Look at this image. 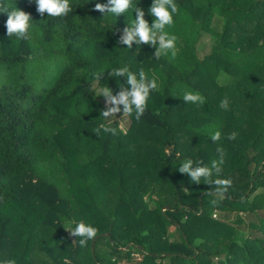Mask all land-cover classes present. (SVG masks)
Instances as JSON below:
<instances>
[{"label": "trees", "instance_id": "trees-1", "mask_svg": "<svg viewBox=\"0 0 264 264\" xmlns=\"http://www.w3.org/2000/svg\"><path fill=\"white\" fill-rule=\"evenodd\" d=\"M7 3L32 21L29 39L8 37L0 13V261L264 264V217H241L264 211V0H175L165 31L176 55L159 59L154 46L118 44L135 6L152 24L153 0H133L119 16L95 10L108 0H70L63 17L41 16L34 0ZM124 66L157 82L126 130L89 91L102 72L97 89L118 94L126 79L107 74ZM187 91L204 103L186 104ZM217 149L218 178L232 181L222 196L178 171L187 160L210 167ZM79 222L97 229L86 246L69 232Z\"/></svg>", "mask_w": 264, "mask_h": 264}, {"label": "clouds", "instance_id": "clouds-1", "mask_svg": "<svg viewBox=\"0 0 264 264\" xmlns=\"http://www.w3.org/2000/svg\"><path fill=\"white\" fill-rule=\"evenodd\" d=\"M36 4V11L43 16L47 13L50 17H63L71 11L70 0H34ZM133 7V0H108L107 4L96 3L95 10L101 13L114 14L119 16L127 13ZM178 5L175 0H153L149 8V14L154 18L150 25L148 20L145 19V11L135 6L134 13L135 19L123 29V35L118 40V44L127 45L131 49L133 43L137 46L147 44L154 46L156 51L154 56L159 59L161 56H166L169 53L173 57L176 55V40L175 35H169L165 31L166 27L174 23L173 15L178 13ZM0 13L7 14L5 28L8 37L15 36L17 39H29V30L31 28V14L17 7H10L7 0H0ZM111 77H119L126 79V85L119 84L120 91L114 95L112 89L108 86L97 89L96 82L102 80L104 74L98 72L93 76V83L90 84V92L97 94L98 97H104L106 100V109L101 111V116L106 120H111L109 117H116L118 113L123 111V118L125 116L135 113V118L140 120L147 108V101L152 90L157 88L155 79L149 80L143 70L138 75L129 70L128 67L114 68L107 74ZM183 101L192 104H203L204 99L199 93L187 91L183 94ZM228 99L225 98L221 101L220 107L227 109ZM121 106L122 109H121ZM103 131L115 135L117 129L110 126H101ZM100 129L96 130L97 135ZM229 139H235V134H231ZM212 141H219L221 133L215 131L211 135ZM219 154L218 160H213L211 166H196L193 167V162L187 160L182 162L179 172L188 174L191 181L199 184L201 178L207 184H214L216 186V195L222 196L231 187L232 181L229 179L218 178L222 172L221 165L224 163L223 149H217ZM217 178L213 180V176ZM213 204L217 201L213 200ZM68 231V230H67ZM71 235L79 237V244L86 246L89 240L95 238L97 229L86 225L84 222L76 224L75 228L69 231ZM147 235V233H145ZM0 264H14L12 260L0 261Z\"/></svg>", "mask_w": 264, "mask_h": 264}, {"label": "rangeland", "instance_id": "rangeland-1", "mask_svg": "<svg viewBox=\"0 0 264 264\" xmlns=\"http://www.w3.org/2000/svg\"><path fill=\"white\" fill-rule=\"evenodd\" d=\"M202 49H201V55L203 56L204 54H207L208 52H209V50H210V44L212 43V41H211V39H210V37H207V38H205L203 41H202ZM99 102H100V104H102L105 108H106V100H105V98L104 97H101V98H99ZM109 119H111V120H108V122L110 123V124H114L115 122H119L120 123V127L122 128V129H127V127H128V124H129V119H128V116H125L124 118H123V114H122V112H120V113H118L117 114V116L116 117H113V118H111V117H109ZM263 180H264V178H263ZM263 188H260L259 189V191L260 190H262ZM214 217L216 218V219H219V220H223V221H226V222H228V220H229V222H230V220H233V219H235L236 217H235V214H231V215H224V213H222V212H216L215 214H214ZM241 217L245 220V221H247V222H245V223H250V222H254V223H258L259 222V220L262 218V217H264V211H260V212H258V213H255V214H246V213H241ZM228 222V223H229ZM241 227V229H243L244 231H249V229L243 224V225H241L240 226ZM254 232H256L257 233V231H255V230H253ZM259 233V232H258ZM259 235H260V233H259ZM135 257H136V260L139 262V260L141 259V257L140 256H138V255H135ZM120 264H128V263H126V262H121Z\"/></svg>", "mask_w": 264, "mask_h": 264}]
</instances>
